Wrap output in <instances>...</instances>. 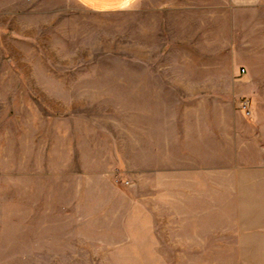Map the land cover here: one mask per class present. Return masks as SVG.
<instances>
[{
  "label": "rangeland",
  "instance_id": "1",
  "mask_svg": "<svg viewBox=\"0 0 264 264\" xmlns=\"http://www.w3.org/2000/svg\"><path fill=\"white\" fill-rule=\"evenodd\" d=\"M160 21L0 0V264H245L226 146L256 141L264 92L167 89L187 60Z\"/></svg>",
  "mask_w": 264,
  "mask_h": 264
},
{
  "label": "crops",
  "instance_id": "2",
  "mask_svg": "<svg viewBox=\"0 0 264 264\" xmlns=\"http://www.w3.org/2000/svg\"><path fill=\"white\" fill-rule=\"evenodd\" d=\"M75 1L85 11L97 14L126 8L144 11L146 16L161 12V21L157 24L169 30L160 33L168 36L167 39L161 36L158 42L160 53L187 60V69L176 70V74L186 76V80L185 77L177 79L174 83L177 86H167V89L215 91L217 76L227 74L234 91L264 92V0ZM151 27H155V23ZM152 28L151 33L156 34ZM172 33L176 34L175 38L169 37ZM148 45H145L146 57L149 52L157 51L156 48L150 50ZM218 59L228 60L226 70L218 68ZM160 89L165 87L162 85ZM255 118L264 124V112H257ZM253 135L256 141L247 143L237 142V136H232L231 146L226 147L234 149L230 153L239 156L230 171L235 172L232 177L239 181L244 196L241 200L242 262L264 264V126ZM208 139L210 147L213 145L211 135ZM208 169L216 171L213 165ZM225 170H229L228 166Z\"/></svg>",
  "mask_w": 264,
  "mask_h": 264
},
{
  "label": "built area",
  "instance_id": "3",
  "mask_svg": "<svg viewBox=\"0 0 264 264\" xmlns=\"http://www.w3.org/2000/svg\"><path fill=\"white\" fill-rule=\"evenodd\" d=\"M242 71H244V70H242ZM246 106H247V102H242V107L246 108Z\"/></svg>",
  "mask_w": 264,
  "mask_h": 264
}]
</instances>
